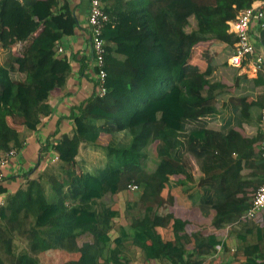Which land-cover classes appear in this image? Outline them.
<instances>
[{"label":"trees","instance_id":"trees-1","mask_svg":"<svg viewBox=\"0 0 264 264\" xmlns=\"http://www.w3.org/2000/svg\"><path fill=\"white\" fill-rule=\"evenodd\" d=\"M99 1L109 16L102 33L107 93L100 96L96 81L91 97L69 117L85 131L75 126L58 142H42L36 164L11 173L30 134L53 114L51 94L72 77L71 62L58 46L75 34L78 20L68 3L59 8L60 0H0V159L16 153L4 182L18 184L5 191L0 182V264H41L40 257L55 264L53 256L63 258L59 264H130L128 243L147 261L200 264L195 257L219 240L195 232L224 229L225 218L240 212L239 206L248 212L255 196L251 202L245 198V205L240 200L226 204V198L217 200L214 190L203 187L200 200L192 194L186 199L190 191L184 178L215 180L220 170L228 176L235 163L256 150L258 141L245 136L241 120L248 121L250 109L264 108V72L255 80L245 75L234 80L261 91L259 101L236 115L237 124L230 108L237 112L248 98L225 100L233 80L215 75L228 69L238 73L229 67L238 39L229 33L228 22L259 0ZM39 4L47 9L43 21L36 18ZM251 35L256 50L264 52L260 23ZM205 44L221 49L208 56L196 53ZM91 56L80 61L81 74L92 76L94 50ZM217 118L219 126L208 125V119ZM190 124L196 128L188 133ZM83 145L100 154L102 168L76 167ZM185 149L196 160L199 179L184 165ZM215 157L221 164L211 162ZM126 172L136 173L127 183ZM125 184L139 190L126 204L128 227H119L120 236L112 239L114 219L121 217L115 198ZM247 187L243 191L249 194ZM20 238L26 246L18 252ZM185 244H192L193 253Z\"/></svg>","mask_w":264,"mask_h":264},{"label":"crops","instance_id":"crops-1","mask_svg":"<svg viewBox=\"0 0 264 264\" xmlns=\"http://www.w3.org/2000/svg\"><path fill=\"white\" fill-rule=\"evenodd\" d=\"M260 1L261 0L255 2L254 5H259ZM64 2L69 4L78 20V26L75 34L72 37L64 38L58 46V48L62 47L64 49L63 55H66L71 62L72 77L69 79L65 88L56 89L51 94L50 104L54 110L53 114L48 118H44L42 126L30 134L23 153L24 156L22 157V160L19 157L17 158L12 170H10L11 173L13 171L15 173H22L23 171L32 168L37 162L42 142L44 143L51 138L53 142H58L63 135L70 133L75 126L79 130L85 131V128L79 124V121L75 120L72 122L69 120V117L72 109L89 99L95 89L96 79L94 77V71H92V76L90 71L88 72L89 74H81L80 72V61L86 57L91 58V55H93L91 47V26L89 25L90 2L89 0H60L59 3L61 5L59 8ZM36 14L37 20L43 21L47 17V9L39 4L36 9ZM257 23L258 22L253 23L249 32L252 44L255 39H253V34L251 35V33L253 29L257 27ZM43 30L44 26L42 25L38 33ZM258 53L264 54V52ZM229 67L232 68L230 65ZM91 68L92 70L94 69V62L93 64L91 63ZM237 69H239L238 73L234 70L232 71L228 69L224 72H217L215 75L222 76L220 78H223L224 76H226V78L231 77L233 80L231 81L232 86L230 93L224 96L225 100L232 96L240 99L248 98L245 104H239L236 109L237 112H235V110L233 111V107L230 108L232 111V118H234L232 124H237L235 121L236 115L239 114L240 116L241 112L246 110L250 103H256L259 101L261 95V91L252 86V84H246L243 81H239L237 86L234 80L236 77H240L242 75H245L248 80H255L258 78L259 73L264 72H257L251 65H245L244 67ZM263 109L264 108L260 109V106L254 107L249 110L250 117L248 121L246 122L241 120V123H245L247 125V133L245 136L258 141L255 146L256 150L254 153L249 152L246 158L235 163L228 176H224L223 170H220L215 175V180L213 178H204L200 181V183H196V181H193L192 183L188 182L187 179L184 178V180L188 183V185H186L187 189H184L186 191H190L184 194L186 195V199L187 197L190 198L189 195L192 194L193 196H198L197 199L200 200L204 191L203 187H205L211 188L215 191L217 200L221 199V197L226 198L225 200H222L223 203L226 204L230 202L237 204L239 200V203H241L247 197L249 198V202L252 201V197L256 193L259 184L264 181V161L260 155L263 140V123L261 122L260 117L262 119ZM213 121H215L213 125L219 126L221 124L220 118H217L216 120L208 119V125L212 124ZM58 128L60 130L56 135ZM194 128H196V124H190L187 128L188 133L192 132V129ZM94 149L95 148L90 146H82L80 155L76 158V167L79 170H81L79 166H82L87 170H99L102 168V164L98 161L100 154ZM184 152V165L188 173L189 171L192 172L194 179H199L201 174L195 158L191 156L189 150L185 149ZM211 162L221 164L219 158L217 159L216 157L212 159ZM237 179H242L239 185L236 183ZM17 186L18 184L14 181H6L2 183V189L5 191L11 189L13 190ZM246 187L249 194H247L246 191H243ZM122 194L124 193L121 192L118 194L119 197L118 195L116 196V204L114 206L115 210L120 211L121 217L122 211H126V204L130 201L129 199H125V202L121 203ZM247 201L241 203L240 205H245ZM197 203L200 204V201L197 200ZM117 204H120V207H116ZM239 207L236 210H239L240 212H232V214H229V216L225 218L226 226L224 229L218 231L211 230L210 232H195L197 234H202L204 239L215 234L219 240V244L211 250H208V247H204L205 254L201 255L200 258L195 257V262L199 261L201 262L200 264H264V208L258 211L253 218H249L246 217V209L242 211ZM121 217L114 219L115 228L110 232L112 239L120 236L119 227H128L127 220L125 223H121ZM118 222H120L119 227H117ZM173 237V234L168 235V238ZM185 245V248L188 249L187 252L189 254L193 253L191 248L192 244ZM124 250L125 256L129 260L130 264H174L169 261H147L143 251L140 248L133 246L131 243H128Z\"/></svg>","mask_w":264,"mask_h":264},{"label":"built area","instance_id":"built-area-1","mask_svg":"<svg viewBox=\"0 0 264 264\" xmlns=\"http://www.w3.org/2000/svg\"><path fill=\"white\" fill-rule=\"evenodd\" d=\"M89 13V25L91 26V39L94 50V77L96 81L99 82L97 89L100 92V96H104L107 93V71L105 66L107 51L102 33L104 26L109 22V16L103 10L99 0L90 1ZM254 22L260 23L264 29V0H261L259 5H253L251 8L243 11L235 20L228 22L229 33L235 35L238 39L235 44V52L229 58V65L237 68L251 65L254 67V70L258 72L264 71V54H259L250 41L249 32ZM59 52H63L61 47H59ZM262 123L263 140L260 155L264 161V109L262 111ZM15 157L16 153L11 151L0 159V182H4L5 171L10 168L11 162ZM128 188L133 192L139 190L136 184H131ZM263 208L264 181L259 184L251 207L246 213V217L253 218L255 214Z\"/></svg>","mask_w":264,"mask_h":264},{"label":"rangeland","instance_id":"rangeland-1","mask_svg":"<svg viewBox=\"0 0 264 264\" xmlns=\"http://www.w3.org/2000/svg\"><path fill=\"white\" fill-rule=\"evenodd\" d=\"M21 49H22V45L21 44H19L17 46H14V51L16 53H19L21 51ZM220 49H221V47L218 46L217 44H215V45L205 44V46L203 48H201V47L197 48L196 49V53H205V55L208 56L212 52H219ZM135 175H136L135 172H126V174H125V182L127 183L128 181H130L131 178L134 177ZM126 185L127 184L124 185V190H123L124 191L123 192L124 194H122V196H121V199H122L121 200V203H124L125 202V199H129L130 200L129 202H132L134 200V196H135V193H136V192H133L130 188H128L129 186L126 187ZM118 197H119V195H118ZM116 207H120V204H117ZM49 214H50V212H47V214L44 216V218L42 219V221H44L45 218H47V216ZM124 214H125V211H122V217L120 219L121 223H125L126 222V218H125V215ZM119 223L120 222H118L117 227H119ZM15 245H16V250L18 252L21 250V248H23V247L26 246L25 243L23 242V240L21 238L18 239L17 241H15ZM53 258H55V262H53L55 264H57V263L59 264L60 261H63V258H61V257H57V256L54 257L53 256ZM40 261H41L40 262L41 264H52V262L47 257H40Z\"/></svg>","mask_w":264,"mask_h":264}]
</instances>
